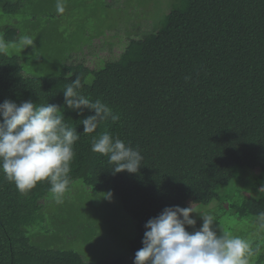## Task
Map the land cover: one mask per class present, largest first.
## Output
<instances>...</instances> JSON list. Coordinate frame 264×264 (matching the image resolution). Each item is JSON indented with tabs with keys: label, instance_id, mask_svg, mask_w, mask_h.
<instances>
[{
	"label": "trees",
	"instance_id": "16d2710c",
	"mask_svg": "<svg viewBox=\"0 0 264 264\" xmlns=\"http://www.w3.org/2000/svg\"><path fill=\"white\" fill-rule=\"evenodd\" d=\"M181 1L159 30L123 43L112 52L116 59L99 68L87 59L58 76L29 77L18 57L0 54V103L60 106L80 135L69 188L79 180L88 191L119 199L133 225L131 255L142 248L150 219L168 207L186 208L190 199L204 207L227 202L241 219L256 221L264 212V0ZM19 2L0 0V6L13 14ZM16 35L5 29L6 41ZM76 76L81 94L111 107L118 122L102 120L84 134L82 119L94 113L64 104L63 91ZM104 132L139 149L137 173L113 174L109 158L91 150L93 137ZM233 181L244 184L230 187ZM230 189L235 194L228 199ZM50 195L47 181L21 193L0 172V264H129L125 256L89 263L76 251L34 244L27 230ZM219 225L215 218L220 231ZM255 264H264L263 254Z\"/></svg>",
	"mask_w": 264,
	"mask_h": 264
},
{
	"label": "rangeland",
	"instance_id": "374dc122",
	"mask_svg": "<svg viewBox=\"0 0 264 264\" xmlns=\"http://www.w3.org/2000/svg\"><path fill=\"white\" fill-rule=\"evenodd\" d=\"M19 1L20 7L13 14L5 13L0 6V38L6 41L5 29L11 27L17 35L6 42L22 35L34 40V45L22 53L10 49L7 54L18 57L23 73L29 77L58 76L64 66L80 63L83 57L99 68L106 60L116 59L114 49L117 54L123 43L159 30L170 11L184 5L181 0H63L65 10L58 13L57 0ZM243 184L233 181L230 187ZM102 194L106 193L88 191L75 180L61 203L53 195L45 199L27 235L37 246L76 251L89 263L125 256L133 264L135 255H131L128 244L134 237L130 218L116 196L105 199ZM231 194H235L232 189L227 192L228 199ZM217 203L204 207L190 199L187 206L192 207L199 229L203 224L200 214H212L221 232L246 238L254 246L260 244V252L253 257L255 264L259 255H264V232L257 231L256 221L233 215L227 202L221 203V208Z\"/></svg>",
	"mask_w": 264,
	"mask_h": 264
},
{
	"label": "clouds",
	"instance_id": "9594fccd",
	"mask_svg": "<svg viewBox=\"0 0 264 264\" xmlns=\"http://www.w3.org/2000/svg\"><path fill=\"white\" fill-rule=\"evenodd\" d=\"M56 10L64 12L63 0H57ZM33 45L29 35L11 42L0 38V54H9L10 49L22 53ZM81 87L80 77L76 76L63 94L68 109L79 113L86 108L94 113L82 119L84 134L95 132L102 120L111 119L113 123L120 120V115L100 99L92 101L82 95ZM0 117V172L21 193L47 181L54 200L61 203L69 189L74 145L80 135L64 122L60 106L48 103L37 108L31 101L18 105L5 100L0 103ZM91 150L109 158L113 174H134L141 168L143 156L139 149L109 132L100 134L98 139L93 137ZM102 195L110 199L112 193ZM192 213V207L174 206L150 219L144 226L143 246L135 253L133 264H253L260 244L254 246L246 238L219 231L212 214H200L202 227L189 232L186 227L194 228L196 224ZM256 229L264 232V212L257 216Z\"/></svg>",
	"mask_w": 264,
	"mask_h": 264
},
{
	"label": "crops",
	"instance_id": "0c3cea01",
	"mask_svg": "<svg viewBox=\"0 0 264 264\" xmlns=\"http://www.w3.org/2000/svg\"><path fill=\"white\" fill-rule=\"evenodd\" d=\"M95 42H96V41H94V43H95ZM114 50H115V49H114ZM114 50H113V51H114ZM85 53H86V52H85ZM88 53H89V51H88ZM86 54H87V53H86ZM87 59H88L87 57L80 58V60H83V61H84V60H87Z\"/></svg>",
	"mask_w": 264,
	"mask_h": 264
}]
</instances>
